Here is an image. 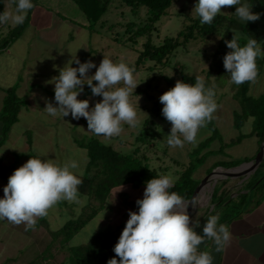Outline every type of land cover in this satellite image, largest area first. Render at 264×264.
Wrapping results in <instances>:
<instances>
[{
	"label": "rangeland",
	"instance_id": "1",
	"mask_svg": "<svg viewBox=\"0 0 264 264\" xmlns=\"http://www.w3.org/2000/svg\"><path fill=\"white\" fill-rule=\"evenodd\" d=\"M8 2L9 0H5L6 5H8ZM196 3L197 0H174L168 15L156 23V30L152 35L154 43L160 44L165 37H176L183 20L187 16L197 17V14L193 11ZM3 11H9V8L6 6ZM220 13L229 15L234 12L232 7H225L221 9ZM145 14V10L142 9L137 17H133L129 8L122 7L118 3L111 4L103 19L106 22L105 29H98V32L83 29L81 34L74 37L73 42H68V35L72 33L64 26L62 28L61 45L49 47L43 52L40 50L42 47H36L35 54L40 59L41 67L35 66L34 70L41 71L43 74L39 77L41 83L37 84L41 99L37 98L32 101L35 112L30 111V116L23 115L20 117L19 122L11 129L8 140L0 148V198H3V188L7 185L10 175L26 163L31 156L43 154L45 156L41 159H55L60 164H63L69 158L76 159L80 163V171L84 174L88 161L87 154L85 150L76 146L73 137L76 135L78 137L94 135L88 131L86 119L76 120L72 118L71 114L66 117H62V115L53 117L44 110L46 101L58 106L54 99L55 85L47 82L52 77L58 76L59 71L57 69L64 67L67 61L72 59V56L75 57V54L81 63L91 60L97 67L105 56L116 63L123 61L130 67L135 68L134 77L139 85L130 93L129 99L137 111L141 125L137 128H131L127 124H123V131L118 137L105 138L97 136L103 143L124 154L132 153L135 148H138L140 153L147 156L155 167H168L169 172L180 169L175 161H179L184 165L189 163L190 157L188 155L209 136V132L206 131L205 127L201 128L195 145L185 143L183 148H171L167 144L171 124L162 115L163 105L160 103L159 97L174 87L176 81H182V73L195 78L197 76L205 78V72L212 65L210 56L217 50L219 38L214 37L209 42H191L187 46L177 49L164 66L157 65L154 62H145L137 66L136 61L139 52L143 49L145 38H139L135 43L129 41L127 35L123 37L125 34L124 25L129 22L137 25L141 24L145 20ZM112 25H114V28L109 29ZM9 26L13 27L14 24L9 21L8 26L0 25V32L3 36L7 34ZM260 28L263 30V26H260ZM38 31L37 27L31 29L30 42L36 37ZM39 51L41 54H39ZM72 67H78V65L73 62ZM95 71V68L89 70L88 75H94ZM234 90L235 87H232L229 82L225 87L217 90L215 97L218 109L214 113L212 121L219 130L220 139L224 142L236 138L241 132L247 134L251 131V120L245 124L242 131H238L234 127L233 111L237 109V104L231 98ZM263 93L264 66L257 82L252 84L249 94L252 97H259ZM81 98L82 93L78 95V99L81 100ZM86 99L89 100L91 109L96 102L102 100V97L91 95ZM146 133L149 134L150 142L144 144L137 141L138 137ZM28 134L36 142V146H33L30 151L25 150V147L28 146ZM210 148L217 151L219 142L211 144ZM257 150L255 139L249 138L223 153H213L207 158L205 164L198 169L195 178L203 183L208 176L206 172L212 169L214 163L224 162L228 158L251 159L256 156ZM4 167H10L11 169L4 172L2 170ZM247 180L240 183V178L229 179L228 181L218 182L216 186L227 182L228 193L231 194V197H235ZM214 190L215 188H212L211 191L207 192L208 199L198 206L200 207L198 211H187L189 216L195 213L191 220L192 224L197 220L201 224L206 217L205 210L210 206ZM125 191L130 194L132 199L143 198L144 189L135 191L128 188ZM88 203L89 200L86 197H80L79 203L66 201L58 203L49 210L48 216L44 217L50 230L57 231L69 220L77 218ZM213 208L212 206L210 209ZM125 213H129V210L124 207L120 192H115L108 200V208L88 223L72 241H77L76 246L86 243L92 234L108 226H115L123 220ZM52 241L53 237L44 225L35 228V230L25 231L23 224L16 226L7 221H0V264L8 259H14L8 264H27L42 255ZM69 246L70 244L62 245L55 242L51 249L54 256L51 263L65 264L69 255L67 249ZM211 254L214 257L213 264H218L219 254L215 251L214 244H212Z\"/></svg>",
	"mask_w": 264,
	"mask_h": 264
},
{
	"label": "clouds",
	"instance_id": "2",
	"mask_svg": "<svg viewBox=\"0 0 264 264\" xmlns=\"http://www.w3.org/2000/svg\"><path fill=\"white\" fill-rule=\"evenodd\" d=\"M10 2L14 10L0 14V25L9 21L22 25L35 5L32 0ZM232 6L236 9L234 15L242 22L260 19V13H254L253 5L246 0H197L193 11L201 24H211L222 8ZM232 32V39L225 41L231 51L223 57L230 83L237 86L246 82L255 84L259 76L256 61L264 57V48L257 39L245 37L236 29ZM242 39L246 40L243 46ZM73 62L78 67H72ZM93 68L96 71L89 76V70ZM57 70L59 75L47 83L55 85L54 99L58 106L46 101L44 110L47 114L53 117L71 114L76 120L84 118L88 131L105 138L120 136L123 124L131 128L141 125L129 99L130 93L139 85L134 77V67L123 61L116 63L105 56L97 67L91 60L81 63L75 54ZM85 84L93 96L102 97L91 109L89 100L78 99ZM215 95V85L208 87L205 79L197 76L194 84L176 81L174 87L159 97L162 115L171 124L167 139L171 148L197 143L199 130L207 126L218 109ZM43 156H31L8 178L3 198H0V221L16 226L23 224L25 231L35 230L38 219L47 217L49 210L58 203L80 202L83 172L79 161L69 158L60 164L55 159H41ZM174 183L169 175L146 182L143 198L136 201L138 212L129 211V219L113 248L119 260L113 257L107 264H213L211 252L201 251L200 246L211 240L215 251H223L231 239L229 227L218 223L217 213L207 217L203 234H198L195 228L200 226L199 220L192 224L187 212L189 203L195 207L196 201H187L176 192H170ZM76 245L77 241L70 242V246Z\"/></svg>",
	"mask_w": 264,
	"mask_h": 264
},
{
	"label": "trees",
	"instance_id": "3",
	"mask_svg": "<svg viewBox=\"0 0 264 264\" xmlns=\"http://www.w3.org/2000/svg\"><path fill=\"white\" fill-rule=\"evenodd\" d=\"M85 15L89 25L87 30L98 32V29H105L106 22L103 21L109 11L111 4L118 3L122 7H127L133 17H137L140 11L145 10V20L141 24L133 22L124 25L123 37L128 36V40L135 43L139 38H145L142 51L139 52L136 65L140 66L145 62H154L164 66L169 61L174 52L187 46L191 42H209L214 37L219 38L217 50L210 56L212 65L205 72L206 86L215 85V93L219 88L225 87L230 82V75L223 66V57L231 51L225 44L226 40H231L233 29L240 31L243 36L257 39L261 47L264 48V0H246L253 5L252 11L260 13V19L255 22H242L235 15V6H232L233 14L219 13L211 24H201L200 18L187 16L176 37H165L160 44H155L152 35L156 30V23L168 15L174 0H72ZM37 5L36 0H32ZM34 7V8H35ZM3 0H0V14L3 13ZM29 11L27 19L22 25H15L8 29L4 36L0 32V52L5 50L12 42L17 40L31 23L32 12ZM7 26V24H3ZM263 26V30L260 28ZM114 25L109 29H113ZM125 40V39H124ZM120 40V41H124ZM241 46L246 43L241 40ZM127 44V43H126ZM259 76L263 71L264 57L257 58ZM258 76V78H259ZM182 82L194 84L195 77L188 74H181ZM96 83L95 81L93 82ZM235 90L231 94L232 100L237 104V109L233 111L234 127L242 131L245 124L251 120V132L240 133L236 138L224 142L220 139L219 130L211 120L207 123L206 131L209 136L198 144L190 154V161L187 165L175 161L180 168L174 172H169L168 167H155L147 156L140 153L138 148L132 153L124 154L116 151L112 146L103 143L96 135L73 137L76 146L86 151L87 164L81 179L83 184L79 187L80 197H86L89 203L83 208L77 218L69 220L61 229L52 231L45 218H39L36 228L44 225L53 237L52 243L42 255L38 256L27 264H52L54 256L51 249L55 242L62 245L70 244L73 238L92 220L108 208V200L115 193L120 192L123 205L129 211L138 212L137 199H132L125 191L131 188L135 191L145 189L146 182L152 178H159L161 175H169L174 180L173 188L170 192H176L185 200H191L201 190V182L196 180L198 169L202 167L207 158L213 153H223L229 148L241 144L244 140L255 137L259 146L264 143V93L259 97H252L249 92L251 83L235 85L230 83ZM82 98L84 100L92 95L88 85L83 87ZM5 97L0 110V148L8 140L11 129L19 121V115L23 108L27 107V102L18 97L16 88L4 89ZM216 97V95H215ZM137 141L147 144L150 142L149 134H143ZM219 142V149L212 150L211 144ZM32 139L27 135V144L32 148ZM253 156L251 159H253ZM251 159L228 158L224 162H216L215 168H234L248 162ZM10 167H4V172L10 171ZM210 169V170H212ZM171 174V175H170ZM208 174H210L208 172ZM228 183L223 182L215 187L211 198L210 206L205 210L206 217L195 228L198 234H203V226L209 215L219 213L220 224L230 225L237 219L250 213L253 208L260 205L264 199V162L258 170L242 185L235 197L228 193ZM209 186V185H208ZM207 186V187H208ZM199 187L198 191L196 189ZM206 187V188H207ZM214 207L212 210L211 207ZM129 219L128 213L124 214V219L115 226H108L105 229L94 233L89 242L78 246H69L68 258L65 264H107L113 257H119L113 251L114 246ZM14 259H8L3 264L11 263Z\"/></svg>",
	"mask_w": 264,
	"mask_h": 264
},
{
	"label": "crops",
	"instance_id": "4",
	"mask_svg": "<svg viewBox=\"0 0 264 264\" xmlns=\"http://www.w3.org/2000/svg\"><path fill=\"white\" fill-rule=\"evenodd\" d=\"M36 2L31 23L17 40L0 52V110L5 97L3 90L15 87L18 97L27 102V107L20 112L19 120L23 115L30 116V111L35 112L32 101L41 99L37 84L41 83L39 77L43 74L34 70L35 66L41 67L40 59L35 54L36 47H42L40 50L43 52L49 47L61 45L64 26L72 33L68 35V42H73L74 37L81 34L83 29L87 30L89 25L83 12L72 0H36ZM3 6L4 9L7 6L9 12L14 10L10 0L8 5L3 0ZM35 27L39 31L30 42V31ZM252 138L257 144V139ZM32 141V147L36 146V142ZM25 150L30 151V147H25ZM228 227L231 239L224 250L218 252V264H264V199L259 206ZM212 244L211 240H207L200 246V250L211 252Z\"/></svg>",
	"mask_w": 264,
	"mask_h": 264
},
{
	"label": "water",
	"instance_id": "5",
	"mask_svg": "<svg viewBox=\"0 0 264 264\" xmlns=\"http://www.w3.org/2000/svg\"><path fill=\"white\" fill-rule=\"evenodd\" d=\"M263 162H264V143H262L260 145L259 152L256 154V156L253 159L249 160L248 162L241 164L240 166L234 167V168H221V167H219V168L209 170L208 172L210 174H209L207 180H209L210 177L213 176L214 174H216L218 171H222L224 173V177L217 180L215 183H213V185H212L213 188H215V186L218 182L228 181L229 179L240 178L241 179L240 183H242L245 180H247L248 178H250L258 170V168L261 166V164ZM245 166H249V171L247 174L242 175V174H239L236 172L237 170H239ZM198 189H199V187L196 189V192L198 191ZM193 199H194V197L192 198V200ZM194 215H195V213L190 215V220H192Z\"/></svg>",
	"mask_w": 264,
	"mask_h": 264
},
{
	"label": "bare ground",
	"instance_id": "6",
	"mask_svg": "<svg viewBox=\"0 0 264 264\" xmlns=\"http://www.w3.org/2000/svg\"><path fill=\"white\" fill-rule=\"evenodd\" d=\"M248 171H249V166H245V167L237 170L236 172L239 173V174L245 175V174L248 173ZM208 176L204 179L203 183H201V190L198 193H200L201 191H203V192L200 193L199 195H196L194 197V199H193V200L196 201V206L193 207L191 205V203H189V206L187 208V211H198L200 209V207H198V206L202 202H204L205 200L208 199L207 192L208 191H211V189L213 188V186H212L213 183H215L217 180H219V179H221V178L224 177V173L222 171H218L216 174H214L213 176H211L209 180H207ZM207 186H208V188H206ZM191 200H188V201H191ZM201 208H203V207H201Z\"/></svg>",
	"mask_w": 264,
	"mask_h": 264
}]
</instances>
